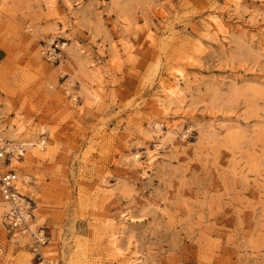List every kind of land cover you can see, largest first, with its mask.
<instances>
[{
    "label": "rangeland",
    "instance_id": "1",
    "mask_svg": "<svg viewBox=\"0 0 264 264\" xmlns=\"http://www.w3.org/2000/svg\"><path fill=\"white\" fill-rule=\"evenodd\" d=\"M0 138L50 264H264V0H0Z\"/></svg>",
    "mask_w": 264,
    "mask_h": 264
},
{
    "label": "built area",
    "instance_id": "2",
    "mask_svg": "<svg viewBox=\"0 0 264 264\" xmlns=\"http://www.w3.org/2000/svg\"><path fill=\"white\" fill-rule=\"evenodd\" d=\"M73 101L75 98H71ZM21 145L15 146L7 140L0 138V201L7 204V210L3 215V223L9 241L19 244V239L28 235L30 243L29 250L36 264H50L42 252L46 245L48 236L42 227L31 231L28 226L29 218H32L30 205H27L17 186V174L12 169V161L22 156ZM4 169V171H2ZM28 201V200H26ZM29 202V201H28Z\"/></svg>",
    "mask_w": 264,
    "mask_h": 264
},
{
    "label": "bare ground",
    "instance_id": "3",
    "mask_svg": "<svg viewBox=\"0 0 264 264\" xmlns=\"http://www.w3.org/2000/svg\"><path fill=\"white\" fill-rule=\"evenodd\" d=\"M169 129H170V128H169ZM22 146H26V144H22ZM27 146H28V145H27ZM134 157L136 158L137 155L135 154ZM2 171H4V169H2ZM19 183H20V182H19ZM17 186H18V185H17ZM18 189H19V187H18ZM19 192H20V189H19ZM20 194H21V192H20ZM21 195H22V194H21ZM22 196H23V195H22ZM24 198H26V197L23 196V199H24ZM23 201H25L27 205H30V203H29L28 201H26L25 199H24ZM0 202H1V201H0ZM3 203H4V202H3ZM5 204H6V203H5ZM6 208H7V204H6ZM6 210H7V209H6ZM28 220L30 221V220H32V218H29ZM40 227H41V226H40ZM6 238H7V240L9 241V239H8V235H7ZM9 242H11V241H9ZM44 256H45V255H44Z\"/></svg>",
    "mask_w": 264,
    "mask_h": 264
}]
</instances>
